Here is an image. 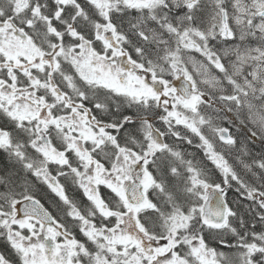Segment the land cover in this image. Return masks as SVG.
<instances>
[{
    "label": "snow or ice",
    "instance_id": "6c2138e0",
    "mask_svg": "<svg viewBox=\"0 0 264 264\" xmlns=\"http://www.w3.org/2000/svg\"><path fill=\"white\" fill-rule=\"evenodd\" d=\"M0 264H264V0H0Z\"/></svg>",
    "mask_w": 264,
    "mask_h": 264
}]
</instances>
